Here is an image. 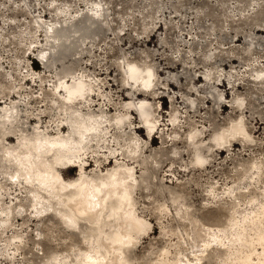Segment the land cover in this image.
<instances>
[{
	"label": "rangeland",
	"instance_id": "rangeland-1",
	"mask_svg": "<svg viewBox=\"0 0 264 264\" xmlns=\"http://www.w3.org/2000/svg\"><path fill=\"white\" fill-rule=\"evenodd\" d=\"M96 3L104 9L102 17H93L91 9ZM60 9L69 12L67 18L62 17ZM74 18L85 21L75 22L73 27L64 23ZM92 20L98 22V28L89 27ZM37 21L42 26L40 29L34 27ZM53 24L57 26L59 40L49 38L48 47L47 30ZM32 42L35 45L28 50ZM46 49H49L48 68L44 63L46 59L40 56ZM128 62L153 68V96L149 102L162 124L154 141V138L150 141L146 133L140 135L143 143L151 148L145 156L150 164L143 171L148 179H140L136 196L138 207L156 218L155 207L164 198L154 192H166L167 187H172L185 191L195 213H204L205 221L224 220L225 214L204 209L208 199L206 191L211 183H218L219 188L226 183L234 185L243 165L256 157L264 159V130L253 135L252 150L244 152L240 144L231 147V152L215 153L217 161L207 172L177 173L179 180L172 177L174 184L165 176L169 168L158 172L164 158L162 136H174L172 126H167L172 123L173 112L180 117L181 141L187 139L193 125L207 133L206 144L231 120L243 117L252 132L257 127L252 118L264 119V84L253 81L256 71L264 69V0H0V97L10 92L11 83L18 88L23 83L22 92L32 95L31 103L25 102L27 96L21 99L16 95L15 90L12 95L15 94L14 101L21 102L19 109L27 130L37 122L32 120L34 117L27 120L28 114L46 112L48 118L43 120L44 126L56 119L57 111L52 110V85L64 74V69L74 65V71L96 78L102 87L100 93L103 92L105 99L99 101L95 95L97 103L92 111L97 113L103 108L109 117L123 113L124 106L137 91V87L124 90V67ZM31 69L40 76L39 81L44 79L43 83L34 84L31 78L29 82L21 80ZM239 85L243 88L239 89ZM239 102L246 108L243 115L233 110ZM223 105H228L226 110H222ZM2 107H6L5 104L0 110ZM130 114L132 128L141 126V117ZM126 128L125 138L131 133L129 125ZM9 142L16 144L17 139ZM178 149L182 154L188 153L184 144ZM170 150L164 151L166 156L171 157ZM185 163H190L189 157L178 162V166ZM90 164L96 165L93 158ZM2 169L0 163V184H11L1 175ZM62 169L67 178L78 176V168L69 173V167ZM138 171L141 177L143 173ZM16 190L15 196L27 206L26 193H21L18 185L11 192ZM5 201L10 202L8 195ZM164 221L154 219L155 233L139 244L133 264H153L163 247H171L179 241L182 248L186 245L191 227L180 223L175 213ZM13 223L12 230L1 237L0 250L5 252V241L14 232L19 231L24 238L17 255L9 260L0 256V264H51L49 255L66 252L72 245L85 247L80 233L68 231L53 214L34 220L21 208L15 212ZM171 250L175 252V248ZM204 264L221 263L212 259L205 260Z\"/></svg>",
	"mask_w": 264,
	"mask_h": 264
},
{
	"label": "bare ground",
	"instance_id": "bare-ground-1",
	"mask_svg": "<svg viewBox=\"0 0 264 264\" xmlns=\"http://www.w3.org/2000/svg\"><path fill=\"white\" fill-rule=\"evenodd\" d=\"M60 11L62 17H68L67 10ZM91 12L94 18H98L103 16L104 9L96 3ZM76 19L64 23L70 27L75 22L85 21ZM34 27L40 29L42 26L37 21ZM56 27L54 24L48 27L47 46L49 38L59 40ZM89 27L98 28V22L92 20ZM34 45L32 42L28 50ZM48 50L41 52L42 59L47 58ZM44 63L48 68L47 59ZM74 67L64 69V74L52 85V110L57 111V116L45 126L43 120L48 115L39 112L27 115V120L34 117L32 120L37 122L31 130L25 128L24 116L19 109L21 102L14 101L15 94L12 95L15 90L16 95L21 99L27 96L25 102L31 103L32 95L22 92L23 83L20 88L11 83L10 92L0 97V107L6 106L0 110L1 175L11 182L0 184V241L7 231L12 230L14 214L22 208L34 220L47 213L53 214L68 231L80 233L85 247L72 245L66 252H55L48 256L51 264H133L139 244L155 233L152 227L154 219L165 222L168 215L175 213L180 223L191 227L189 240L183 248L180 241L171 247H163L153 264H204L205 260L212 259L221 264H264V159L256 157L243 165L232 186L226 183L219 188L218 183H211L206 191L208 199L204 209L225 214L224 220L205 221L204 213H195L185 191L172 187H167L166 192H154L164 198L155 207L158 211L155 218L138 207L136 198L140 179H148L143 171L150 164L145 156L151 147L143 143L140 135L146 133L150 141L153 138L154 141L162 127L149 102L153 96V68L127 63L124 67V90L137 87L136 95L126 103L123 113L109 117L103 108L97 113L91 109L97 103L95 95L99 101L105 99L103 92L100 93L101 85L90 75L78 74ZM38 78L40 76L31 69L21 80L27 79L34 84L44 82L43 78L41 81ZM253 81L258 85L264 84V69L256 71ZM236 87L234 85L233 89ZM227 107L223 105L222 110ZM245 109L241 102L233 107L240 115L246 113ZM130 113L141 117V126L132 128L134 123L130 120ZM171 121L167 126H172L174 136H162L161 154L164 158L158 172L169 168L165 176L171 178L173 184L172 177L179 180L177 173L207 172L217 161L215 153L231 152V147L240 144L244 152L252 150L253 135L264 130L263 118H252L257 127L251 132L244 118L240 117L216 131L211 142L206 144L204 137L206 140L207 133L193 125L187 139L181 141L178 130L182 126L176 112L171 114ZM126 125L131 128V133L125 138ZM14 139L17 143L11 144L9 141ZM180 144L187 147V154L178 149ZM168 148H171V157L164 152ZM186 157L190 158V163L178 166V162ZM92 158L96 165L90 164ZM67 167V173L78 168V176L72 179L65 177L62 168ZM139 169L143 173L141 177L138 176ZM17 185L21 193L27 195V206L15 196L17 190L11 192ZM7 195L10 202L5 201ZM14 200L18 202L14 203ZM165 231L163 229L162 233ZM23 238L19 231L14 232L5 241V252L0 250V256L7 260L16 256Z\"/></svg>",
	"mask_w": 264,
	"mask_h": 264
}]
</instances>
